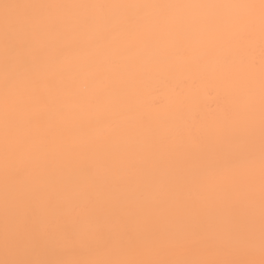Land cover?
Wrapping results in <instances>:
<instances>
[{
  "label": "snow or ice",
  "instance_id": "snow-or-ice-1",
  "mask_svg": "<svg viewBox=\"0 0 264 264\" xmlns=\"http://www.w3.org/2000/svg\"><path fill=\"white\" fill-rule=\"evenodd\" d=\"M0 264H264V0H0Z\"/></svg>",
  "mask_w": 264,
  "mask_h": 264
}]
</instances>
